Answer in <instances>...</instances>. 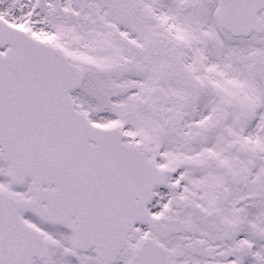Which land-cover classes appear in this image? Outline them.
<instances>
[{"label":"snow or ice","instance_id":"1","mask_svg":"<svg viewBox=\"0 0 264 264\" xmlns=\"http://www.w3.org/2000/svg\"><path fill=\"white\" fill-rule=\"evenodd\" d=\"M0 264H264V0H0Z\"/></svg>","mask_w":264,"mask_h":264}]
</instances>
